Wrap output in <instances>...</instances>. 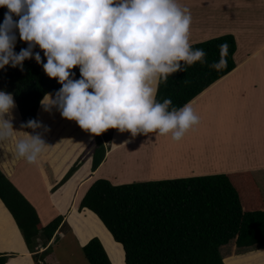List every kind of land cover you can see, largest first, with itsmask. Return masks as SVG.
Here are the masks:
<instances>
[{
    "label": "clouds",
    "instance_id": "9594fccd",
    "mask_svg": "<svg viewBox=\"0 0 264 264\" xmlns=\"http://www.w3.org/2000/svg\"><path fill=\"white\" fill-rule=\"evenodd\" d=\"M0 7L8 10L0 24V69L23 70L28 59L42 65L61 85L44 95L43 110L56 108L90 138L116 129L133 138L158 133L179 141L199 123L191 103L170 108L171 99H156L161 80L197 62L207 64V53L189 42L191 13L177 0H0ZM17 33L27 45L18 53ZM228 48L227 42L219 45V61L207 66L226 68ZM14 107L12 94L0 91V148L14 141L15 157L35 164L47 145L31 133L15 138ZM20 127L42 125L31 119Z\"/></svg>",
    "mask_w": 264,
    "mask_h": 264
},
{
    "label": "trees",
    "instance_id": "16d2710c",
    "mask_svg": "<svg viewBox=\"0 0 264 264\" xmlns=\"http://www.w3.org/2000/svg\"><path fill=\"white\" fill-rule=\"evenodd\" d=\"M7 11L0 7V24ZM225 42L229 45L227 67L220 71L210 69L207 64L219 61V45ZM26 47L17 33L15 52ZM192 47L207 53V64L197 62L159 82L156 99L159 102L171 99L170 108L192 103L236 68L237 42L232 34ZM35 51L40 50L37 47ZM73 72L79 78V69ZM13 81L15 87L10 93L23 123L37 121L44 95L55 94L61 87L34 59L25 60L23 70L11 65L0 69V84ZM26 130L32 133L35 129ZM89 147L93 158L91 172L95 173L108 151L101 135L94 137ZM76 170L77 165L69 174ZM67 180L65 177L59 185ZM256 183L254 175L246 171L121 186L98 179L84 195L81 209L92 211L123 247L125 264H242L244 257L250 259L264 253V197ZM0 200L24 235L34 262L45 264L51 240L62 226L63 217L43 226L36 209L1 170ZM40 240L45 249L42 253L37 249ZM83 252L89 264H112L99 239L84 246ZM10 258L8 253L0 254V264H8Z\"/></svg>",
    "mask_w": 264,
    "mask_h": 264
},
{
    "label": "rangeland",
    "instance_id": "374dc122",
    "mask_svg": "<svg viewBox=\"0 0 264 264\" xmlns=\"http://www.w3.org/2000/svg\"><path fill=\"white\" fill-rule=\"evenodd\" d=\"M177 2L190 11L192 24L195 15L198 13L195 10L196 8L199 7L200 13L208 11L207 8L198 6L203 3L201 0H177ZM242 3L243 7L238 6ZM252 4L256 5L257 11L252 10L249 13L248 20L264 22V13L261 12L262 9L258 5L261 2L253 0ZM245 6L246 0H220L219 20H214L212 26L207 24L199 30L198 34H190V44L193 46L207 41L209 39H204L210 35L213 38L226 35L221 34L227 30L226 24L229 27L237 28L229 15L233 16L235 13L247 12ZM223 13L224 20L222 18ZM244 36L246 35L239 36L238 34L237 46L238 41ZM258 42L260 40H255L251 44V48L258 47ZM243 48L244 53L249 49L247 46ZM237 50L239 51V47ZM236 54L234 57L235 62L240 63L243 53ZM256 62L259 63L260 68H264V58L258 59ZM261 77H264V73L250 76V80L262 82ZM14 87V81L10 83L3 82L0 84V91L10 93ZM199 106L197 102L192 104L195 113L199 117V123L189 129L179 141L173 140L171 134L149 133L148 135H137L133 138L129 132H124L121 136V133L116 129H110L106 134H101L106 151L110 150L111 152L114 145L123 144V146L118 148L115 155L113 153L110 161L100 172L99 177L91 172L93 158L89 146L94 138H90V134L80 129L74 121L63 119L56 108H52L51 112H46L40 106L38 110L37 122L42 127L36 128L31 134L39 135L45 141L47 147L38 156L37 163L29 164L26 157L16 158L14 155V141L4 142L6 144L5 149L0 148V167H2L0 170L3 171V167L7 163L9 168L16 166V173L13 176L8 172L5 173L36 209L42 225H46L55 217H63L62 226L51 240L53 243L50 245V252L46 257L47 261H44L45 264H89L85 258L83 248L94 239L101 241L112 264H125L123 247L114 240L102 221L92 211L87 208L81 209V201L84 195L92 182L98 179H107L113 185L121 186L132 183L181 180L198 176L246 171L254 175L257 181L256 184L260 187L264 197V155H255L252 148L237 146L238 154L248 153L244 155L246 160L239 162L240 158L237 157V154V163L231 162L233 151L231 148L229 149L231 152H228L219 147L217 141L222 140V137L218 138L217 132L214 134L215 138L213 137L208 143L200 137V130L203 133L206 131L201 128L206 124L209 125L207 120L211 118L212 114L202 117L198 109ZM11 116L13 128L17 131L15 138L25 139L24 133L28 131L24 128L27 131L25 132L20 127L23 122L16 103ZM6 118L7 114L5 115ZM45 127L50 130L45 132ZM176 151L179 153V156L177 155L179 157L178 161L176 160L177 157L175 158ZM262 153H264V149H262ZM118 156L121 158V166L119 164L117 168L118 172H114V177H105L106 168H110V171L115 169L116 164H112L113 158L116 157L117 159ZM105 161L107 162V159ZM82 162L84 163L81 164ZM180 164L185 165V168ZM75 165H77V170L69 174L71 168ZM65 177L70 181L60 186L59 184L63 182ZM48 183L50 184L48 185ZM39 242L40 245L37 249L42 253L45 250L44 247L43 250H40L43 241L40 240ZM5 253H9L12 257L9 259V264H28L19 263V258L20 260L27 259L30 264H33L31 260L33 257L32 254L31 257L29 256L30 252L25 244L24 235L0 202V254ZM256 256H260V258L255 259ZM243 259L245 262H242V264H264V253L253 255L250 259L246 257Z\"/></svg>",
    "mask_w": 264,
    "mask_h": 264
},
{
    "label": "crops",
    "instance_id": "0c3cea01",
    "mask_svg": "<svg viewBox=\"0 0 264 264\" xmlns=\"http://www.w3.org/2000/svg\"><path fill=\"white\" fill-rule=\"evenodd\" d=\"M201 1L203 3L198 6H200L201 8L205 7L208 9V11L206 13H200L199 7L195 9L196 11H198V13L195 15V20L190 27V34H198L201 28H204L207 24H211L212 26L214 20H219L220 18V0ZM252 1L253 0H246V6L244 8L247 9V12L240 14L235 13L233 16L229 15V17H231L235 22L237 28L229 27L226 24L227 30L221 33L232 35L234 34L236 37V42L238 34L239 36L246 35L238 41L237 49L239 47V51H236V53H243L241 55L242 61L240 62L243 63L240 65V63L236 62V68L234 69V71L213 84L198 98H196L194 102L191 103L192 105L193 103L197 102V105H200L198 109L200 110L202 117H205L208 114L210 115V113L212 114L211 118H208L207 120V123L209 125L206 124L201 128L202 130L206 131L203 133L200 130V137L208 143L213 139V137L215 138L214 134L217 132V137H222V140L217 141L219 147L227 150L228 152H231L229 151L230 148L232 149L233 158L231 159V162L233 163H237L236 155L238 154V147H249L253 149L252 151H254L255 155H264V153H262V149H264V77H261L262 82L250 80V76H257L264 73V68H260L259 63L256 62V60L264 58V22L248 20L249 13L252 10L257 11V7L256 5L252 4ZM259 1L261 2V4L258 5H260L262 9L261 12L264 13V0ZM238 6L243 7V3L238 4ZM222 18L223 20L225 19L224 13L222 14ZM210 38L213 37L210 35L205 37L204 40ZM255 40H260V42H258L259 46L254 49L251 48V44ZM245 46L249 48L246 53H244V48L242 49V47ZM238 57L240 56L238 55ZM260 69H262V71H260ZM122 146L123 144L114 145L112 151L110 152L109 150L106 154L107 162L105 161V159V162L102 163L99 169L92 174H95V176L97 175V177H99L100 172L110 161L113 153L115 155V152L118 150V148H121ZM246 154L241 153L237 155V157L240 158L239 162H244L246 160V158H244V155ZM177 155L179 156L178 151H176L175 154V158L177 157L176 160L178 161L179 157ZM113 159L114 160L112 164H116L117 166H114L115 169H113V171H110V168H106L104 176L107 178L111 176L114 177V172H118L117 168L119 167L121 158H119L118 156L117 159L116 157ZM183 167L185 168V165H183ZM3 168L4 170L2 172L4 173V175H6L5 172L10 173L11 176L16 173V166H14V168H9V166H7L6 164ZM69 181L70 180H67L65 183ZM95 181H93L92 183H94ZM49 184L50 183H48V185ZM2 205L4 206L3 203ZM52 220L54 219H51L48 223H50ZM40 247V250H43V247ZM29 256L31 257V253L29 254ZM31 260L34 264L35 262L33 258H31ZM18 261L19 263L30 264L29 260L27 259L20 260L19 258ZM45 261L47 260L45 259Z\"/></svg>",
    "mask_w": 264,
    "mask_h": 264
}]
</instances>
